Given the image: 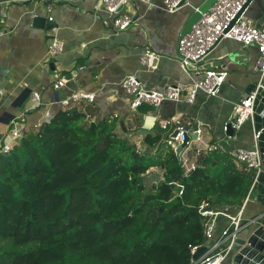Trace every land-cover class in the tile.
Instances as JSON below:
<instances>
[{
  "label": "trees",
  "instance_id": "16d2710c",
  "mask_svg": "<svg viewBox=\"0 0 264 264\" xmlns=\"http://www.w3.org/2000/svg\"><path fill=\"white\" fill-rule=\"evenodd\" d=\"M127 129L60 109L9 153L1 142L0 264L195 263L208 244L201 206L239 210L255 171L211 150L187 174L160 136L135 148ZM153 169L162 179L148 188Z\"/></svg>",
  "mask_w": 264,
  "mask_h": 264
},
{
  "label": "crops",
  "instance_id": "0c3cea01",
  "mask_svg": "<svg viewBox=\"0 0 264 264\" xmlns=\"http://www.w3.org/2000/svg\"><path fill=\"white\" fill-rule=\"evenodd\" d=\"M212 0H188L190 6L174 14L164 10V0H151L152 6L133 1L124 10L134 18L126 31L116 33L101 6V0H71L54 4L50 0H1L0 4V145L17 125L25 131H33L36 125L46 122L58 110L64 109L59 102L77 92L95 95L93 103L81 102L77 108L90 117L92 123L107 118L119 120V134H126L121 125L135 130L145 122L152 127V137L167 142L173 129L162 131V122L179 119L185 126L193 148L208 153L207 148L234 157L239 150H252L254 126L249 121L234 132L225 133L224 126L234 118V107L242 99L246 89L260 82L256 71L258 50L245 47L232 40L222 41L206 58L204 69L226 70L228 76L217 97L199 93L193 104L167 102L158 110L143 107L137 112L130 108V99L122 88L123 80L136 76L147 90H161L179 84H191L202 76L185 74L178 62V43L187 26L193 8H206ZM7 2V3H5ZM247 16L257 25L264 23V0H255ZM35 18L46 19L56 27L47 31L35 26ZM64 44L63 53L55 60V69L66 79L63 88L55 90L48 60L50 37ZM155 53L153 69L141 63L147 53ZM71 77L70 80L68 78ZM39 93L40 107L31 101L32 93ZM25 96H27L25 98ZM25 98V99H23ZM50 114V117H48ZM202 130L196 141L197 129ZM146 140V139H145ZM144 140V142H145ZM196 141V142H195ZM143 139H138L140 147ZM149 148L145 143L144 147ZM155 153V149L151 150ZM188 166L198 164L199 156L190 153ZM242 168V164H239ZM161 174L158 169L151 170ZM245 205V206H244ZM244 224L254 219L261 208L256 194L244 203ZM239 210L227 214L236 216ZM230 221L219 216L216 221L214 242L228 228Z\"/></svg>",
  "mask_w": 264,
  "mask_h": 264
},
{
  "label": "built area",
  "instance_id": "2783aa9c",
  "mask_svg": "<svg viewBox=\"0 0 264 264\" xmlns=\"http://www.w3.org/2000/svg\"><path fill=\"white\" fill-rule=\"evenodd\" d=\"M26 1L34 2L36 0ZM50 1L58 4L71 0ZM133 1L143 2L149 6L153 5L151 0H101L102 9L112 20L111 26L114 32H124L133 25V16L124 10ZM248 2L249 0H216L206 12H202L200 8L194 7L193 14H200V18L191 26L185 35L181 36L178 43L177 60L181 69L185 74L191 75L195 73L197 76L201 74L206 58L224 40H232L245 47L254 46L257 48L258 59L256 61V71L260 75L259 86L247 99L235 105L234 118L225 124V133L231 130L234 132L239 131L247 122H253L258 89H264V23L257 25L247 16L246 13L248 10L233 23ZM0 4H2L1 0ZM163 5L166 12L174 14L182 8L190 6V3L188 0H164ZM50 21L52 22V19ZM63 51V42L58 39L52 40L48 48L47 61L49 65L54 63ZM156 59L157 55L155 53L147 52L143 56L141 63L147 69H153ZM200 76H202L200 79L194 80L191 84H179L161 90H147L142 86L136 76L130 75L123 80L122 88L126 96L130 99V108L133 112H137L143 106H149L158 110L167 102L193 104L199 93H203L207 97H217L228 76V72L219 69H204L203 74ZM52 79V86L55 90L63 88L67 82L56 69L52 74ZM95 98L94 94L77 92L69 98L62 100L59 104L63 108L68 109L72 105H77L81 102L93 103ZM31 101L37 107L42 105V99L39 93H32ZM48 117H50V114H48ZM87 119L89 120L90 117L87 116ZM38 126L36 125L35 128ZM162 128L164 130L173 129L172 136L167 141V144L175 152L182 146L188 136H190L180 118L162 122ZM24 131V126L17 127L14 124V129L12 128L10 133L5 137V153H9L12 150L14 143L23 137ZM195 134L197 135L196 141H199L202 130L200 128L197 129ZM258 137L259 134L255 133L254 139L256 140ZM193 141L190 140L187 143V147L181 154L183 168L187 174L195 168L194 165L188 166V160L185 157ZM211 150H213L211 147L207 148V152ZM201 153L202 150H197L196 156H200ZM234 158L238 164H244L248 170L255 171V178L250 191L251 194L260 172L261 161L259 151L257 148L252 150H239L235 153ZM244 206L239 209L236 216H231L226 211L209 209L208 204L201 206L200 214L205 218V237L208 244L206 246L207 252L195 261L194 264H223L226 256L232 249L238 232L244 226L242 220ZM219 216L227 217L230 225L222 232L220 238L213 245H210L209 243L213 241L215 235L216 221ZM199 248H193L192 253L195 254Z\"/></svg>",
  "mask_w": 264,
  "mask_h": 264
},
{
  "label": "water",
  "instance_id": "95a60500",
  "mask_svg": "<svg viewBox=\"0 0 264 264\" xmlns=\"http://www.w3.org/2000/svg\"><path fill=\"white\" fill-rule=\"evenodd\" d=\"M254 1L255 0H249V2L245 5L243 11L238 15V17L233 23H235L239 19V17L250 8V6L254 3ZM215 2L216 0H212L206 8L204 9L200 8V10L202 12H206ZM199 18H200V14H193L191 16L189 22L187 23L186 28L182 33V36L189 31L191 26ZM35 26L43 29L45 28L47 31H51L56 27L54 23L47 22V20L43 18H35ZM50 38L54 39L53 36H51ZM154 66H155V62H154ZM50 69L52 71H55L54 63L50 64ZM70 79L71 77L68 78V80ZM263 83H264V79H263ZM258 86L259 83L250 85L246 89L245 93L242 95L241 99L242 100L247 99L252 92L257 90ZM254 111H255L254 120H253L254 133L259 134V137L256 140L254 139L253 146L257 148L259 151L261 166H260V172L258 174L254 188L251 194L249 195V198L253 193L256 194L257 201L260 204L261 208L258 212V215L254 219L244 224V226L238 232L237 238L233 243L232 249L226 256L223 264H264V89L263 88L258 89ZM94 126L95 123H92V127ZM121 127L126 133L127 128L125 124H122ZM151 128L152 127L149 125V122L146 121L142 129L132 134V137L130 138V143H132L135 148H138L137 145L138 139H143V142H141L140 147H144L145 146L144 140L149 135H153V133L150 132ZM228 135L233 136L234 131L231 130L230 132H228ZM190 140L191 137L188 136V138L182 144V146L177 149L176 156L179 160H181V154L183 150L187 147V143ZM161 179H162L161 174L154 173L145 179V183L147 184L148 188H151L155 183H157ZM206 252H207L206 246L200 247L194 254V260L197 261Z\"/></svg>",
  "mask_w": 264,
  "mask_h": 264
},
{
  "label": "rangeland",
  "instance_id": "374dc122",
  "mask_svg": "<svg viewBox=\"0 0 264 264\" xmlns=\"http://www.w3.org/2000/svg\"><path fill=\"white\" fill-rule=\"evenodd\" d=\"M16 126H17V125H16ZM13 129H14V127H13ZM197 150H198L197 148H193V147L191 146L189 152H187V153L185 154V157L189 156L190 153H194V155H195L196 152H197Z\"/></svg>",
  "mask_w": 264,
  "mask_h": 264
}]
</instances>
